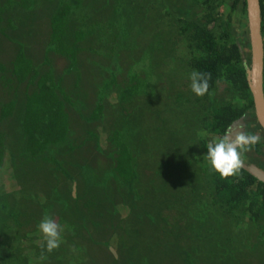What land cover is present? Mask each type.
Wrapping results in <instances>:
<instances>
[{"label": "rangeland", "instance_id": "374dc122", "mask_svg": "<svg viewBox=\"0 0 264 264\" xmlns=\"http://www.w3.org/2000/svg\"><path fill=\"white\" fill-rule=\"evenodd\" d=\"M60 1L70 2L74 8L88 3L97 9L93 16L100 17L92 19L81 10L70 17V36L77 31L87 35L77 43L88 47L87 52H78L79 72L67 71L68 58L50 42L49 18ZM117 1L121 5L114 6L118 21L112 26L105 18L112 16L105 12L108 0H29L28 7L22 6V0H0V194L10 195L8 201L16 206L20 220H25V233L11 241L14 251L18 250L17 264H45L48 260L70 264H264V222L209 210L200 198L201 149H189V138L187 144L183 142L193 134L195 145L201 138L208 142L211 138L202 129L192 133L198 125L193 115L202 113L195 103L199 96L189 88L192 51L187 40L178 39V25L171 24L176 6L194 5L196 0ZM229 9L228 3L220 13L226 15ZM240 11L239 5L230 17L235 36H245L248 27H243L247 14L242 17ZM261 21L264 68V17ZM112 30L117 31L116 41ZM20 47L39 72L51 71L67 97L69 141L49 153L55 162L51 169L40 160L37 163L42 168L33 165L36 161L27 156L20 122L24 85L7 88L1 79L7 77ZM243 51L250 56L245 44ZM128 75L140 83L129 84ZM112 77L115 83L110 90L100 87L102 80ZM127 84L133 89L129 98L120 93ZM217 87L213 96L217 104L232 99L225 83ZM98 102L102 112L92 119ZM6 107L12 111L5 116ZM238 130L264 138L252 112L234 125L232 135ZM114 132L122 134L124 170L130 165L129 154L137 172V179L128 185L122 184L124 170L118 181V171L113 170L120 155L108 142ZM178 146L189 151L188 157H173ZM261 151L258 154L252 148L243 162L264 165V148ZM59 182L68 188L74 185L72 191L80 197L75 205H65L66 190H54ZM181 189L183 200L177 199ZM136 196L144 197L142 202ZM58 199L61 203H56ZM45 215L61 224L63 242L55 250L57 254L45 252L50 255L41 260L42 236L37 226ZM11 223L6 229H12Z\"/></svg>", "mask_w": 264, "mask_h": 264}, {"label": "trees", "instance_id": "16d2710c", "mask_svg": "<svg viewBox=\"0 0 264 264\" xmlns=\"http://www.w3.org/2000/svg\"><path fill=\"white\" fill-rule=\"evenodd\" d=\"M77 1L79 2L80 0ZM97 1L100 2L103 0ZM121 1L123 4L124 0ZM228 3L230 4V11L226 15L221 14L220 9L226 4L228 5ZM29 4V0H22V6L28 7ZM118 4L119 2L117 0H108L109 6L105 7V12L112 15L109 18L105 17L112 26H115V23L118 21L119 11L114 8V6H118ZM259 4L262 20L264 17L263 0H259ZM239 5L241 6L240 15L243 17L244 14H246V0H196L194 5L181 4L176 6L173 10L174 19L171 24L173 27L178 25L176 27V35L179 37L178 39H180V41L187 40L188 49L192 51L191 58L188 61L189 68L191 70L207 73L210 76L208 92L204 96H199L195 99V103L201 108L202 113L199 114L198 117L195 116V114L193 115V119L198 125L192 128V133H197L202 129L206 131L205 134L211 136L212 139L223 135L226 130L230 134L235 124H238L251 112L252 114L254 113V104L249 88L248 75L251 57L247 56L243 51L244 44L248 50H250L249 33L247 30L248 25L246 22L244 24L242 23L243 27H247L245 36L244 33H242V36H235L230 22L232 12L235 11ZM119 6L121 5L119 4ZM80 10L82 12L86 11L87 15L91 16V18L100 19V17L93 16V13L96 12L97 9L91 8L90 4L87 3V5L74 8L70 2L67 3L64 1L57 3V6L53 9L49 18L50 42L54 44L53 48L60 55L68 58L70 65L67 71L69 73H73L75 70L79 72L76 68L78 52L83 54L88 50V47L77 46V43L84 40L87 36L83 31L74 32L73 36L71 35L72 37L69 33L68 26L70 17L73 14L80 13ZM261 33H263L262 21ZM116 34L117 31L112 30V36L115 41ZM6 73L8 74L7 77L1 76L4 82L3 86L7 87L11 85L17 89L23 84L25 87V108L20 122L22 137L25 141L26 151L28 152L27 156L29 160L36 161L33 165H38L42 168V164L37 163L38 160H40L43 164L47 165L45 168L51 169V164H55V162L50 157L49 153L57 148L58 145L65 143L68 140L67 136L69 133V116L65 106L67 97L64 96V90L59 88L60 81L54 78L50 70L42 71V73L39 72V68L26 57L21 47L15 53V56H13L10 69ZM76 75V82H78L80 77L78 74ZM129 76L130 75H128L129 84H132L133 81L140 83L139 80H136L138 79L137 77L134 78L132 76L130 78ZM114 81V77L109 81L102 80L100 87L110 90L115 83ZM224 83L227 85L229 93L232 94V99L220 105L215 102L216 98L213 96L218 88L217 86ZM132 85L127 84L125 87L121 88L122 90L120 93L123 97L127 96L129 98L132 96ZM203 103L204 105H202ZM13 105L14 104H12V106ZM8 106H10V104H8L7 107ZM7 107L2 111V114L5 116L9 115L12 111L7 110ZM101 112L102 104L98 102L92 112L91 118L95 119ZM121 136V133L114 132V134L108 138V142L111 144L112 149L116 148V153L120 154L119 158H117L116 167H113V170L118 171V174L115 175L112 173L113 171H111L112 175L114 174L116 176L117 181L120 179L122 171L124 170V160L126 159L124 157V150H121ZM187 138H189L188 148L199 146L202 153L199 156L204 159L200 170L203 176L200 179L202 180L203 186V188H201L200 184V198L203 204L207 203L209 210H218V214L223 213L224 215L235 216L236 219L246 218L249 221L264 222V179L255 174L256 170L264 173V165L243 162L237 176L226 179L221 178L218 173L210 170L205 156L207 154L205 146L208 143V138L206 139V137H204L203 139H199L197 145L194 144V134L190 137L185 136L183 142L186 144ZM117 145H119L120 148H117ZM70 147L71 149L73 148V146ZM178 147L173 157L176 156V158H181L183 155L188 157L189 151L186 153L183 147ZM262 148H264V138L253 147V150L258 154H262ZM180 150L182 152H180ZM194 151L195 149H192L191 154L192 152L194 153ZM1 156L2 150L0 148V161ZM127 161H129L130 165L127 163V169L124 170L123 185H128L137 179V172L133 167V161L130 160L129 154ZM179 163L181 164V160H179ZM73 186L74 185H71L68 188L64 186L63 182H59V184H56L54 187L56 191L57 189L67 191L68 194L65 201V205L67 206L72 202H74L75 205L77 199L80 198L76 191H72ZM183 191V189L178 191L179 198L177 199L183 200L185 197ZM8 196L10 195L6 193L0 194V218L3 216L8 217L6 222L0 221V264H17L20 261L17 256L18 250L14 251L11 241L16 240L17 236L25 233L24 227L26 226L25 220H20L21 218L18 217L19 211L16 210V206L11 205L12 200L8 201ZM164 196V199H166L165 202H168L169 195L166 194ZM135 198L141 201L144 197L136 196ZM61 201L62 199H58L56 203H61ZM157 205L160 206L159 203H157ZM59 207H61V204H59ZM19 216H24V214L20 212ZM12 221L13 223H11ZM9 223L14 227L11 229L12 232L10 229H6L9 227ZM55 253L57 254L56 251ZM45 255L48 257L50 254H44V256ZM12 258H14V260ZM116 262L117 260L113 261V263ZM45 264L70 263L64 260H62L61 263L56 260H48Z\"/></svg>", "mask_w": 264, "mask_h": 264}, {"label": "clouds", "instance_id": "9594fccd", "mask_svg": "<svg viewBox=\"0 0 264 264\" xmlns=\"http://www.w3.org/2000/svg\"><path fill=\"white\" fill-rule=\"evenodd\" d=\"M210 76L207 73L192 70L189 73V88L196 96H204L209 89ZM261 141L258 134H249L245 130H238L229 138L226 130L223 135L211 139L206 144V159L211 171L221 178L237 176L241 170L244 154ZM42 236L41 260L45 259L44 253H52L62 244L63 228L52 216L45 215L38 224Z\"/></svg>", "mask_w": 264, "mask_h": 264}, {"label": "water", "instance_id": "95a60500", "mask_svg": "<svg viewBox=\"0 0 264 264\" xmlns=\"http://www.w3.org/2000/svg\"><path fill=\"white\" fill-rule=\"evenodd\" d=\"M247 24L250 42L249 88L253 98L254 113L258 124L264 130V91H263V39L261 33V11L259 0H246ZM233 132L229 134V138ZM264 179V173L255 171Z\"/></svg>", "mask_w": 264, "mask_h": 264}]
</instances>
